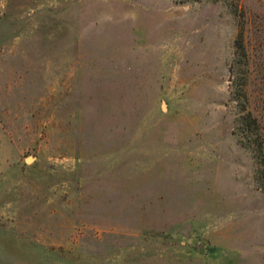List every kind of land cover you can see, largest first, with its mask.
Masks as SVG:
<instances>
[{
    "label": "rangeland",
    "instance_id": "1",
    "mask_svg": "<svg viewBox=\"0 0 264 264\" xmlns=\"http://www.w3.org/2000/svg\"><path fill=\"white\" fill-rule=\"evenodd\" d=\"M257 178L264 0H0V264H264Z\"/></svg>",
    "mask_w": 264,
    "mask_h": 264
},
{
    "label": "trees",
    "instance_id": "2",
    "mask_svg": "<svg viewBox=\"0 0 264 264\" xmlns=\"http://www.w3.org/2000/svg\"><path fill=\"white\" fill-rule=\"evenodd\" d=\"M197 1L199 0H181V2L183 3H190V2H197ZM236 49H237V45H236ZM238 124L242 127L243 132H244L246 128L253 127L255 129L256 121L250 116L249 113H243L242 116L238 119ZM251 152L253 154V159L257 160L255 149L251 150ZM257 180L259 182V186L264 188V183L262 182L261 178L260 179L257 178Z\"/></svg>",
    "mask_w": 264,
    "mask_h": 264
},
{
    "label": "water",
    "instance_id": "3",
    "mask_svg": "<svg viewBox=\"0 0 264 264\" xmlns=\"http://www.w3.org/2000/svg\"><path fill=\"white\" fill-rule=\"evenodd\" d=\"M30 160H31V158L28 159V161H30Z\"/></svg>",
    "mask_w": 264,
    "mask_h": 264
}]
</instances>
